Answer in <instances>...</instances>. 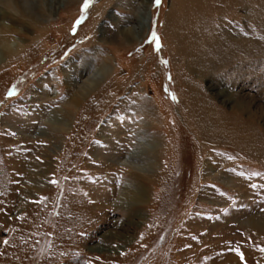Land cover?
<instances>
[{
	"label": "rangeland",
	"instance_id": "rangeland-1",
	"mask_svg": "<svg viewBox=\"0 0 264 264\" xmlns=\"http://www.w3.org/2000/svg\"><path fill=\"white\" fill-rule=\"evenodd\" d=\"M84 4L0 0V264H264V0Z\"/></svg>",
	"mask_w": 264,
	"mask_h": 264
},
{
	"label": "bare ground",
	"instance_id": "bare-ground-1",
	"mask_svg": "<svg viewBox=\"0 0 264 264\" xmlns=\"http://www.w3.org/2000/svg\"><path fill=\"white\" fill-rule=\"evenodd\" d=\"M11 2H13V1H11ZM11 2H9L6 6L8 7V8H10V9H17V7H16V3L15 2H13V3H11ZM12 6H14V8H12ZM41 6V5H40ZM38 8V7H37ZM37 8H36V10H37ZM40 15H45V13H46V11H44V9H42V8H40V9H38V11H37ZM20 14H22V12H20ZM141 24V23H140ZM2 26H3V24H2ZM141 27V26H140ZM140 27H137V28H140ZM6 28V26H3V29H5ZM136 30V29H135ZM135 30H129V31H131L132 32V38H134V37H137V38H139L141 35H140V33H139V35H137L136 34V32H135ZM130 32V33H131ZM14 51H16V49L15 48H13V47H9V45L7 44V43H3L2 45H1V47H0V61L1 60H3V59H7V58H10L11 57V55L14 53ZM102 70H104V72H102L101 73V75H106V71H105V68H102L100 71H102ZM99 80V78H97V79H95V78H93V79H89V82H87L86 83V86L88 87L87 89H86V91H84V92H87V91H91V89L93 88V87H95V83L97 82ZM91 88V89H90ZM80 93V92H79ZM78 93V94H79ZM82 93H80L79 95H81ZM79 95H73V97H71L70 99H69V102H76L77 100H78V98H79ZM85 94H83L82 96H84ZM36 175V174H35ZM31 190H32V188H31ZM135 192V191H134ZM137 194H138V192H136L135 193V195H133V196H131L130 197V195H129V197L130 198H133V199H136L137 198ZM260 222V221H259ZM258 223V222H257ZM263 223V222H262ZM261 224V223H260ZM264 225V224H263Z\"/></svg>",
	"mask_w": 264,
	"mask_h": 264
},
{
	"label": "snow or ice",
	"instance_id": "snow-or-ice-1",
	"mask_svg": "<svg viewBox=\"0 0 264 264\" xmlns=\"http://www.w3.org/2000/svg\"><path fill=\"white\" fill-rule=\"evenodd\" d=\"M90 0H85V4L84 7L87 8L88 4H89ZM160 0H156V3L159 4ZM155 38V37H154ZM5 243H7V241H5ZM261 251H264V248L260 249ZM237 252L238 255H240L241 260H243V254L239 252V249L235 250Z\"/></svg>",
	"mask_w": 264,
	"mask_h": 264
}]
</instances>
